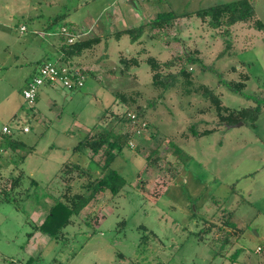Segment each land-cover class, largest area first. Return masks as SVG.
<instances>
[{"label":"rangeland","instance_id":"rangeland-1","mask_svg":"<svg viewBox=\"0 0 264 264\" xmlns=\"http://www.w3.org/2000/svg\"><path fill=\"white\" fill-rule=\"evenodd\" d=\"M130 1L10 0V9L0 10V23L12 18L5 22L11 36L0 32V143L8 162L0 168V264H229L221 254L234 249L219 239L216 225L234 231L231 236L244 249L240 262L259 264L264 258V242L255 238L264 233V30L254 28V21L264 24V0H249L253 22L229 29H214L196 13L237 0H133L135 6ZM169 12L192 15L161 31L149 28V21ZM144 23L139 41L117 37ZM63 25L90 30L84 39H102L71 60L86 71L85 86H43L31 108L23 90L44 63H55L52 48L59 53ZM22 26L28 31L21 32ZM46 32L54 36L44 39ZM150 57L174 62L162 73L177 76L168 89L154 86ZM134 59L137 65L123 70ZM182 69L192 75L191 84ZM204 88L229 111L223 115L260 112L256 119L253 110L236 124L221 123ZM118 93L135 99L133 108L142 106L150 123L147 140L135 137V148L126 146L112 165L128 185L118 195L92 201L60 241L30 244L34 225L58 202L71 175L79 174L75 165L87 167L92 181L102 176L97 164L103 157L92 162L88 150L75 153L79 142L103 130L134 131L133 122H122L129 108ZM4 126L12 135L3 134ZM192 129L213 131L194 136ZM158 145L149 166L147 157ZM19 173L24 179L18 192L26 194L12 197L20 208L2 199ZM157 176L163 180L157 190L146 186ZM89 180L75 181L73 190L85 191ZM257 247L263 251L255 253Z\"/></svg>","mask_w":264,"mask_h":264},{"label":"trees","instance_id":"trees-1","mask_svg":"<svg viewBox=\"0 0 264 264\" xmlns=\"http://www.w3.org/2000/svg\"><path fill=\"white\" fill-rule=\"evenodd\" d=\"M192 14L188 15H178L173 12L169 13H161L158 14L154 19L149 21V28L152 30H164L168 25H170L174 20H177L179 18L183 17H189ZM196 15L200 18H202L205 22H208V24L214 28H230L237 23H247V22H253L254 21V8L253 4L249 0H237L235 2L224 4L220 6H216L207 10H202L196 13ZM254 28L258 30H264V24L260 21H254ZM146 23L142 24L139 27H133L126 29L125 31L119 32L117 34V37H121L122 35H129L133 42L139 41L146 31ZM68 27L67 25H63L62 27ZM70 30L74 29L73 27H68ZM75 30V29H74ZM60 36V44L61 48L58 49L59 53L63 55L62 60L65 63H70V61L73 60L75 57L80 56L84 51L93 49L95 46L99 45L101 43V37L94 36L90 38L85 39H78L73 44H69L67 42V38L64 35ZM148 62L152 66V71L154 73L153 75V84L156 88H169L176 80V75H168L163 76V69H169L174 67V62L169 61L165 63H161L155 58H148ZM45 64V63H44ZM43 64V65H44ZM125 68L123 70H127L130 64L137 65V60H132V62L127 63L124 62ZM42 65V66H43ZM73 65V64H72ZM75 66V65H74ZM77 67V66H76ZM83 73L87 76L86 71H84L82 68H80ZM181 75L184 77L185 82L188 84H191L193 82L192 75L185 69H182L180 71ZM242 84L233 85V88H242ZM200 89V88H198ZM203 92V95L211 100V102L215 105L217 114L219 116L221 123H226L228 125L236 124L239 122V118L245 116L248 112L256 113L254 118L256 119L258 113L260 112L258 108L255 109H247L240 112H230V115H223L224 111H227L226 108L222 105L221 101L214 96L209 89L204 88L201 89ZM195 92L198 93V90L195 89ZM189 93L191 91L189 90ZM117 99H121V103L125 106H127L128 112L125 113V115H128L126 119H122V122H132L131 118L129 117L130 114H135L136 117L144 122L147 123V127H150V123L145 118V109L142 108L140 105H135L136 108H133V104H136V100L132 99L131 97L128 99L126 96H123L122 94H117ZM132 102V103H131ZM137 124V123H136ZM136 124L132 123V126H134L133 132H117L113 129L111 130H103L99 133L95 134H89L84 137L83 141H80L79 144L74 148L75 153L84 154L87 150L90 153V157L92 161L96 159V156L101 155L103 164H97L98 167L102 170V176L99 178H96L94 181H92V176L90 170L87 168H84L83 166L80 167L79 164L75 165L74 169L79 171V174L77 176L71 175L72 178L69 179V184L66 186L65 192L61 195L58 202H56L49 210V213L47 214L46 218L43 220V222L40 225H34L33 232L30 234V238L35 235V233H41L43 235H47L51 238L53 241H60L63 237H65L64 229L71 225H75V217L77 218L80 213L95 199V197L106 191H110L113 195H118L121 193V191L124 189V187L127 184V181L124 179L123 175L118 172L117 170L112 168V165L114 164L115 159L117 156H119L122 152V150L128 146L130 147V142H132L136 137ZM213 130H206L202 132L201 134L196 132L195 129H192V133L194 136H206L212 133ZM147 135H145L143 138H146ZM139 138V137H138ZM154 138V135L152 136V139ZM137 139V138H136ZM162 142L159 144L161 145ZM1 146L2 143H0ZM158 144V143H157ZM160 145L156 146L151 150V153L147 157V160L149 162V166H152V155L154 152H157L159 154V147ZM10 146L14 149L17 147V144L10 143ZM2 158V157H1ZM149 170V168H147ZM88 177L90 179L88 185H84L85 191H81V193L76 192L73 190V187L75 186L74 182L82 180L83 178ZM24 175L23 173H19L17 176L12 178V184L9 188V190L5 191V194L2 196V199L10 202H14L18 205V200L16 197L21 195L20 188L23 184ZM32 185H37V182L35 180H32ZM26 192H22V194ZM12 197V198H11ZM26 198H28V193L26 195ZM20 208V207H19ZM211 226L209 228L215 226L213 223H209ZM219 226L216 225L215 228ZM224 226V225H221ZM214 228V229H215ZM145 231H147L146 228H144ZM32 262V259L29 260V263ZM236 262V261H235ZM233 262V263H235ZM232 263V264H233Z\"/></svg>","mask_w":264,"mask_h":264},{"label":"built area","instance_id":"built-area-1","mask_svg":"<svg viewBox=\"0 0 264 264\" xmlns=\"http://www.w3.org/2000/svg\"><path fill=\"white\" fill-rule=\"evenodd\" d=\"M22 31L26 30V27L23 26L21 28ZM90 30H70L68 27H61L59 34L64 35L67 38V42L69 44H73L78 39H84L85 36H88ZM87 80V76L83 73V71L70 64V63H45L41 66L38 75L27 84L26 88L23 90V97L25 101L30 105L31 108H34L37 97L39 95L40 88L43 86H60L63 89H67L69 91H75L78 89H82L85 86ZM129 117L131 121L136 124V137H141L145 135L147 130V123L143 120L136 117L135 114H130ZM132 124V123H131ZM30 129L28 127L24 128V132H29ZM3 134L8 136L12 135L11 128L8 126L3 127ZM148 135V134H147ZM130 148H135L134 144L130 142ZM5 154V149L0 144V159ZM233 264H247L243 262H235Z\"/></svg>","mask_w":264,"mask_h":264},{"label":"crops","instance_id":"crops-1","mask_svg":"<svg viewBox=\"0 0 264 264\" xmlns=\"http://www.w3.org/2000/svg\"><path fill=\"white\" fill-rule=\"evenodd\" d=\"M9 1L10 0H0V10H9L10 9V3H9ZM12 18L9 16V17H7V20H6V18L4 17L3 19H2V21H1V23H0V32L2 33V35L3 36H11V33L9 32V25H7L6 23H7V21H9V20H11ZM6 22V23H5ZM23 27V26H22ZM21 27V28H22ZM21 28H20V30H21ZM26 31H28L27 30V28H26V30L25 31H22L21 30V32H26ZM34 33H36V31L34 32ZM45 34H47V35H44L43 37H44V39H46V38H51L52 36H54V35H52L51 33H49V32H46ZM42 37V38H43ZM52 50L55 52L54 54H53V58L55 59V63H65V62H61V59L63 58V55L62 54H59V53H57V51H55V47H53L52 48ZM47 54V53H46ZM49 58V57H48ZM71 62V61H70ZM73 64V63H72ZM46 91H42V93H41V95H44V93H45ZM19 111V110H18ZM16 112V111H15ZM12 116L14 117V118H16L17 117V114L16 113H13L12 114ZM12 117V118H13ZM24 131V130H23ZM31 132V130L29 131V132H25V133H30ZM146 141V140H145ZM147 143V142H146ZM79 155V154H78ZM90 155V154H89ZM120 156V155H119ZM119 156H117V158L115 159V161H114V163L117 161V159H118V157ZM90 157V156H89ZM90 159V161H92L91 160V158H89ZM92 162H94V161H92ZM2 165L3 166H5L6 168H8V162H6L5 161V158H3V156H2V159H0V168L2 167ZM118 165H119V163H118ZM87 168V167H86ZM88 169V168H87ZM123 169V168H122ZM116 170V169H115ZM118 171V170H117ZM119 172V171H118ZM152 173H155L154 172V169H153V172ZM0 174H3L2 172H1V170H0ZM158 177V176H157ZM155 177L153 180H151L150 182H148L147 183V185L146 186H148L149 188H150V186H152L153 188V190H154V188L156 187L157 189L159 188V186L161 185V183H163V180H162V177ZM1 178H2V176H1ZM127 186V185H126ZM125 186V187H126ZM125 187H124V189H125ZM155 188V189H156ZM123 189V190H124ZM156 189V190H157ZM122 190V191H123ZM121 191V192H122ZM110 191H106V192H102V193H100V194H98L96 197H95V199L93 200V201H96V200H99L100 201V198H102V197H106L108 194L107 193H109ZM111 193V192H110ZM153 193H154V191H153ZM91 205V203L86 207V209L88 210ZM100 208H98V210H99ZM85 210V209H84ZM94 215V214H93ZM92 215V216H93ZM80 217H83L82 216V214H80ZM43 222V221H42ZM41 222V223H42ZM40 223V224H41ZM40 224H36V225H40ZM217 228V232L216 233H218V237H219V239H221V240H223L225 243H227L228 245H231L232 246V249H234V251L233 252H231L232 250H230V251H226V252H223L222 254H221V256L223 257L224 256V260H226V262H227V260H229V264H232L233 262H235V261H237V262H239L240 261V256H241V254L243 253L242 251H244V249L243 248H241V244L239 243V241H237V239L236 238H233L231 235L232 234H234V231L232 230V229H230V228H226L225 226L223 227V226H217L216 227ZM215 228V229H216ZM220 233H222L223 235H219ZM41 235H43V234H41V233H35V235L34 236H32L31 238H30V244L31 243H34L36 240H40V239H43L45 242H48V241H51V238L49 237V236H47V235H44L43 237L41 236ZM232 238H230V237ZM255 238H256V240L258 241V242H264V233L261 231V232H258V234H257V236H255ZM53 241V240H52ZM256 247V242H252V245H251V247L250 248H255ZM263 251V249L261 248V247H257L256 249H255V253H260V252H262ZM31 263V262H30ZM32 264H34V263H32ZM259 264H264V258H261L260 260H259Z\"/></svg>","mask_w":264,"mask_h":264},{"label":"water","instance_id":"water-1","mask_svg":"<svg viewBox=\"0 0 264 264\" xmlns=\"http://www.w3.org/2000/svg\"><path fill=\"white\" fill-rule=\"evenodd\" d=\"M130 3H132L133 6H135L134 3H133V0H131ZM228 127H229V128H232L233 126H228Z\"/></svg>","mask_w":264,"mask_h":264}]
</instances>
